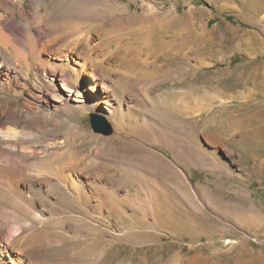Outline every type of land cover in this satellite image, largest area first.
Segmentation results:
<instances>
[{
	"label": "rangeland",
	"instance_id": "obj_1",
	"mask_svg": "<svg viewBox=\"0 0 264 264\" xmlns=\"http://www.w3.org/2000/svg\"><path fill=\"white\" fill-rule=\"evenodd\" d=\"M34 1L24 16L0 8L19 45L26 22L37 40L55 24L65 32L56 47L75 39L85 47L88 35L93 67L105 71L118 59L104 57L99 26H124L119 41L141 46L133 75L106 71L118 82L109 114L87 100L53 113L49 96L35 114L57 122L56 133L14 138L18 149L39 151H18L26 176L48 179L76 165L86 186L77 199L71 183L70 198L41 195L49 202L36 224L63 246L45 264H264V0H46L43 20ZM72 21L83 23L73 32ZM38 69L34 62L31 80L20 77L11 90L0 83V100L17 96L22 109L35 85L48 88ZM92 113L108 120L111 135L93 129ZM6 198L0 192V209L20 212L11 223L27 221V210Z\"/></svg>",
	"mask_w": 264,
	"mask_h": 264
},
{
	"label": "bare ground",
	"instance_id": "obj_2",
	"mask_svg": "<svg viewBox=\"0 0 264 264\" xmlns=\"http://www.w3.org/2000/svg\"><path fill=\"white\" fill-rule=\"evenodd\" d=\"M25 2L26 0L20 2L0 0V8L1 6H7L12 11L18 9L21 16H24ZM45 3L46 0H35L31 5L32 8L37 10L38 16H42ZM45 17L48 16L43 15L42 20ZM2 20L3 18L0 16L1 85L6 82L9 85L8 90H11L9 87L14 85L15 81H20V77L30 81L31 66L35 62L39 66L38 78L46 81L48 88L46 90L44 87H36L35 85L36 92L34 90L30 97L25 99L22 109H20L19 97L17 96L12 100H9V97L0 100V192H3L7 198H13L17 204L24 207L29 216L27 221L13 224L11 219L18 217L20 212L14 208L12 210L0 209V264H45L46 258H56L59 253L63 252V246L61 240L58 241L55 238L53 231L46 229V224H36L38 220L44 223L38 217V213L43 210V205L49 202V199L46 200L41 195L45 194L53 199L55 196L59 198L63 194L70 198L66 194L68 191L66 184L71 183L69 185H71L77 199L76 196H81L86 186L83 185V182H79L80 170L76 165L69 167V173H66L64 169L60 172L53 170L51 171L52 177L48 179H35L32 175L26 176L25 168L28 162L23 163L19 160L18 151H31L37 154L39 151L26 146L18 149L19 141H14V138L20 136V142L24 144L36 132L45 136L49 135L51 131L56 133V129L59 127L57 122L54 120L50 122L48 118L35 114L37 109L43 107L41 102L45 98L48 99L49 96L55 101L53 113L63 114L65 108L70 107L73 101L84 102V100H87L86 103L91 110L105 114L104 108H106V112H108L106 114H109L113 106L111 92L115 90L117 82L109 74L118 71L122 73L123 78L133 75V70L141 65V58H138L141 55V46H137L131 40L122 39V41H119L120 37L116 33L121 34L119 32L124 26L112 28L110 23L99 26L97 31L108 39L106 42L109 49H107L104 57L106 59L112 57L118 59L116 65L106 70L110 72L108 74L104 69L99 70L93 67L98 57H94V48L89 46L88 35L85 36L88 42L85 47L81 48L80 40L76 39L66 47L61 45L56 47L58 39L65 33L58 28L59 26L54 24L50 31L42 30L43 37L37 40L34 31L30 30L29 23L26 22L20 31H16V35L24 31V34L18 35L22 41L19 45L16 43L17 38L6 31ZM18 23L22 24L24 22L18 20ZM82 23L75 21L74 25L70 26L73 28V32L75 31L74 27L76 28L77 25L79 27ZM114 45H116V48L111 50V46ZM10 48H13L15 52L12 58H10L12 52ZM70 48L72 50L67 51ZM46 52L49 56L43 58L42 54ZM82 80L84 85L79 90V83ZM24 84L26 83L24 82ZM49 88L52 89L48 90ZM51 90L55 91L53 95L49 94ZM92 93L97 95L96 98L91 97ZM49 111L51 112V110ZM50 126L53 127L50 128ZM2 146H6L8 149L5 150ZM8 150L14 152L12 157L9 156L10 153H6ZM55 153L56 151L52 150L49 155L57 156ZM32 170L46 171L41 168ZM63 179L66 180V183L63 182ZM53 183L62 188L60 190L62 192L55 191L52 186ZM88 186L93 187L92 185ZM36 191L39 192V196L36 195ZM31 194L33 199L30 197ZM108 196L110 200H114V195L109 194ZM32 200L33 202H31ZM29 220L35 222L31 227H28ZM14 222L16 221L14 220ZM24 227H27V229L24 230Z\"/></svg>",
	"mask_w": 264,
	"mask_h": 264
},
{
	"label": "water",
	"instance_id": "obj_3",
	"mask_svg": "<svg viewBox=\"0 0 264 264\" xmlns=\"http://www.w3.org/2000/svg\"><path fill=\"white\" fill-rule=\"evenodd\" d=\"M91 123H92L93 129L97 132H102L106 135H111L114 131L112 125L102 115L92 113Z\"/></svg>",
	"mask_w": 264,
	"mask_h": 264
}]
</instances>
